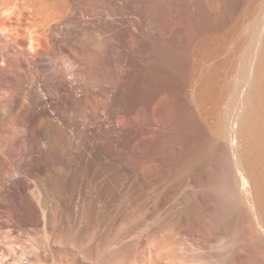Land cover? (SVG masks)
I'll use <instances>...</instances> for the list:
<instances>
[{
  "label": "bare ground",
  "instance_id": "obj_1",
  "mask_svg": "<svg viewBox=\"0 0 264 264\" xmlns=\"http://www.w3.org/2000/svg\"><path fill=\"white\" fill-rule=\"evenodd\" d=\"M222 1L224 0H199V4L204 10L203 13L208 15L210 11L219 10ZM145 3L146 0H0V264L76 263V258L73 262L65 260L64 255L68 253L67 248L56 244L59 243L60 238L63 239L64 233L62 234V227H58L59 224L56 225L54 222L60 223L61 221L57 215V210L60 207L69 212L74 228L80 222L81 212L78 197L84 165L94 168L95 191L93 193L97 195L95 197L98 200L95 199L98 203L97 208L101 209L105 206L108 211L106 215L110 216L109 214L116 213L113 215L117 216L116 211L118 210H113L117 205L119 209L127 210L132 214H126L128 218L132 217L131 220L123 219L125 226L123 223L121 224L124 226V230L120 238L117 236L119 239L114 238V240L109 237L107 243L104 241L105 237L109 236L106 234L111 233L114 223H110L112 226L108 233L104 231L105 227L101 228L106 236L103 232V241L102 235H98V238L102 244L105 243V246L103 245L104 248H102L104 252L99 250L103 253L96 257L100 258L95 260V264H192L191 261H188L192 255L190 248L187 247V241L181 243L178 237L179 228H181L179 221L184 219L190 223L191 220H194L189 219L191 212L189 215V212L185 211L187 208L185 209L184 205L186 202L189 203V200L194 202L196 200V198L193 200L194 196H198L197 198H201L198 200H202L204 187L212 188L215 192L221 190V187H225V190L222 189L225 197H222L223 195L214 196L216 201L213 206L215 208L211 206L214 209V214L213 210L208 209L212 212L210 214L214 215V217H210H213L212 219L208 217L210 220L204 216L206 209L204 208L203 213L200 209L202 202L199 207H195L199 208L202 214L196 215L195 212H192L193 215H196L194 218L197 223H195L196 227H192L191 224L195 220L191 221V226L185 228L184 233L187 240L195 242L194 247L197 244L199 249L206 247L203 249L206 251L209 245L210 248L212 246L225 247L229 243L232 245L229 240L231 223L238 214H240L239 219L241 220V213H244L247 223L243 235L252 249L250 251L255 260H250L247 256L245 257L248 259L245 260L243 256L238 258L235 254H231L236 258L233 263L264 264V180L261 176L264 171L260 173L259 170L262 163L261 157L264 156H261L263 153L261 148L264 150V113L263 110L260 112L261 104L259 102L258 108L255 106L258 102L253 104V93L250 91L245 93L243 98L241 96L247 106L246 108L244 106L245 109H242L241 113H238L239 115L232 116L230 126L222 129L224 132L219 129L221 137H223V140H220L222 138L218 139L219 136H214L216 135L212 117V112H214L212 105L214 104L210 101L213 99L209 100L208 97V95L210 96L208 91L214 88L213 84H207L211 87L210 90H207L201 87L202 84L198 81L201 88L197 92L199 89V84L196 85L197 81H194L196 88L192 85L194 82H188L192 85L193 90L189 92L188 88V92L184 94L186 100H189L185 104L190 106L192 114H189L194 116L191 118L197 117L204 123V126H200V128L203 127L207 133V135L204 133L206 137L202 134L203 136L199 138H204L200 140L202 142L198 141V143L194 142L198 139L191 140L192 143H195L190 147L192 152H190L191 150L187 151L190 148H186L185 152L192 154L189 158L184 153L185 159L186 155L188 159L181 163L176 159L182 154L184 142L178 141V137L174 138L176 135L171 137L177 141L169 139V141L162 140L165 142L158 143L157 137H155L156 142L152 141L151 135L155 126L159 125L160 118L155 119L150 113L158 108V106L156 108L157 101L160 100L158 93L160 94L164 89L170 90L171 87L176 88V84L170 78L163 80L150 72H164L160 71V64L151 58V55L146 57V62L141 58L140 54L147 39L145 35ZM120 10L123 11L121 14ZM103 12L105 14L107 12L109 15L107 14L106 17L111 19H107L108 21L105 23L102 19L101 25L93 26L94 17L101 16ZM131 14L135 15L134 19L130 17ZM132 31H134L133 37L136 41L137 50H135L137 52L131 54L129 51L130 53L127 52L120 60L123 69L120 92L115 93L109 86L102 85L100 87L99 81H102L100 80L102 79L100 67H106V64L114 59L112 56L114 52L113 38L125 40ZM180 59L182 58H178V60ZM191 60L190 58L189 61ZM185 62L189 63L188 59ZM199 62L192 63L199 66L203 61ZM174 64L177 65V63ZM208 64L210 65V63ZM200 65L204 66L203 63ZM185 66H182V71ZM202 67L201 69H205V66ZM107 69L109 70L108 67ZM107 69L106 74L108 73ZM198 69L200 68L198 67ZM197 72L199 73L198 70ZM172 73L174 74V71ZM192 75H194L193 72ZM195 75L194 77H196ZM104 77L106 78V75ZM194 77L192 76V78ZM206 79L208 78L206 77ZM97 85L98 88H101L100 91L96 90ZM156 95H158V99ZM168 96H170V92ZM154 98L157 100H152ZM163 98L161 105L162 101L168 99V97L164 100ZM152 101H156V104L155 102L153 104L155 109L148 111ZM214 102L216 104L215 100ZM116 106L125 110L128 124L122 128H116L114 131L105 128L103 129L105 131L102 130L103 136L107 138L105 147H103L108 151V157L104 158L100 149H95L96 143L93 144L99 140L100 136L97 135L99 130L96 128L97 112L99 109H103L110 113ZM164 107L161 108L162 112H164ZM159 108L157 111L159 113H156L162 115ZM83 109H86L84 114L82 113ZM173 111L175 114V109ZM145 112L152 116L150 121H144L148 118V116L145 117ZM153 112L152 114L155 115ZM189 114L187 113L188 116ZM137 115L144 116L139 119V117L136 118ZM143 117L146 119L142 120ZM172 118L170 117V119ZM170 121L171 124L175 123L174 119L173 122ZM189 122L191 121L189 120ZM192 122L190 124L194 125ZM182 123L180 122V127H182ZM196 124L195 126L199 125L198 122ZM245 127L256 128L257 131H254L257 135L254 134V136L258 137V141L256 138L257 148L253 147L255 138L252 137V134H249V137L247 136V139L244 140L241 130ZM190 128L192 127L190 126ZM197 129L199 128L197 127ZM191 130L193 132V129ZM251 131L253 132V130ZM184 135L183 140L186 139V134ZM212 136L217 138L216 142L219 140L216 145L214 143V146L211 145ZM148 138L153 143L149 142ZM257 143L255 142V144ZM92 144L93 147H91ZM258 146H260V150ZM147 150L149 151L147 152ZM179 158L178 160H183V158ZM37 170H43L42 174L35 175ZM220 190L219 192H222ZM105 191L109 193L108 201L103 199ZM205 195L203 200L206 199ZM212 198H209V200L211 199L209 204L212 203ZM205 204L203 203L204 206ZM125 212H123V218L126 216ZM119 213L121 214L120 211ZM97 215L102 221L101 215ZM109 218L108 221L112 222ZM115 219H112L113 222ZM245 220L243 219V221ZM183 221L182 225H184ZM240 226H242V222ZM101 227L103 226L101 225ZM153 229L159 233V239H156V241L158 240L157 246H151L150 251H145L144 255L140 254L143 247L140 251L134 249L136 253H133V247L138 245L142 237L148 235L147 231L152 230L150 232L152 233ZM100 231L99 233H101ZM241 231L240 234H242ZM154 233L156 235V232L152 234ZM237 234L240 237L238 232ZM112 237L114 236L112 235ZM152 241L154 240L152 239ZM144 242L146 241L144 240ZM138 247L140 246L138 245ZM232 247L234 246L232 245ZM230 248L229 250L233 253V249ZM195 249L192 250L195 251ZM214 249L211 250L217 251L216 248ZM235 249L238 250V248ZM219 250L218 252L221 251ZM229 250L227 249V251ZM231 252L229 251V253ZM214 254L212 255L214 256ZM225 255L224 257H226ZM250 257L252 258V256ZM226 259L228 257L224 261Z\"/></svg>",
  "mask_w": 264,
  "mask_h": 264
},
{
  "label": "rangeland",
  "instance_id": "obj_2",
  "mask_svg": "<svg viewBox=\"0 0 264 264\" xmlns=\"http://www.w3.org/2000/svg\"><path fill=\"white\" fill-rule=\"evenodd\" d=\"M224 1H222L221 7H220L219 10L210 11V13L208 15H205V13H203L204 10L202 9V7L199 4V0H146V3H145V9H146L145 35L147 36V39H146V45L142 49L141 54H140L141 58H142V60L144 62H146V57L151 55V58H153L158 64H160L159 65V66H161V68H160L161 70L160 71H164V72H158V71L157 72L156 71H153V72L150 71V72L153 73V75L158 76L160 79H163V80L165 78L166 79L170 78V79H172V82H175V84H176V88L175 87H171L172 88L171 89L169 87L170 90L169 89H164V91L160 92V94L158 93L160 100H159V102L157 101L158 105H156V108L158 106V108L160 107L159 109H161V108H163L166 105L167 108L165 106L164 107L165 109H163V111L165 113L162 112V109H161L160 113L161 114L163 113V114L162 115L157 114V113H159V112H157L159 110L157 108L156 111H155L154 110L155 109V107H154L155 105H153L154 102L156 104V101H154V102L152 101L150 106H149L150 108H148L149 109L148 111L154 110V112L153 111L152 112L155 113V115H154L151 112L150 115H153V117H155V119L156 118H160V120L158 119L159 120V125H156L157 128L155 126L153 134L151 135V140L154 141L156 139L155 137H157L156 140H158V143L160 141H161L160 143H163L165 141H169V139L177 141L176 137H178V141L184 142V149L181 152L182 153L180 155L181 157L178 156V158L179 157L181 159L183 158V160H178V158L176 159V161H178V162L180 161V163L183 162V161H186V159H188V157L190 158V155L192 154V153L190 154V152H192L190 147H192V144L198 143V141L202 142L200 140H202V138L206 137V135H207V133L203 130V127L200 128V126H204V123H202V121L198 120L199 118H197V117L192 119L194 116H191L189 114V113L192 114V111L189 109L190 106H188L189 104L188 105L185 104V102H189V100L188 101L186 100L187 98H186V95H184V94H186V92H188V88H189V92H191V90H193L192 89L193 87L196 88V86H195V82L196 81H197L196 85L199 84L198 85L199 89L197 88L198 89L197 92L200 91L201 87H204L207 90H210L211 87L208 86V85H212L213 84L212 86L214 88L212 87L213 89L208 91L211 97L209 95H208V97H209V100L213 99V100H210V101H212V104H214V105H212V108H213V110L215 112V113L212 112V117H213V122H214L213 129H215V131H216V135H214V136H217V137L219 136L218 139L222 138L220 140H223V137H221V132L220 131L224 132L223 130L225 129V127L230 126V123L232 122V118L234 116L239 115L238 113L239 112L241 113L242 109L244 110L246 108L247 104H245L243 102L244 100L242 98L245 95V93H247L248 91L253 93V97H252L253 104L255 105V102H256V104L258 102V104L255 105L257 108L261 104L259 106V109L262 107L260 109V112L263 110V113H264V107H263L264 106V96H263V94H264V86H263L264 85V0H226L225 2ZM122 12L123 11H121V10L119 11L120 14ZM103 13L101 14V16L98 15L99 17L98 16L94 17L93 26L97 27V25L98 24L101 25L103 21H104L103 23H105V21L107 22L109 19H111V18L106 17V16L109 15L107 12H106V14L105 13L103 14ZM102 15H104V16H102ZM205 16H207V17H205ZM130 17L132 19H134L135 15L131 14ZM96 19L98 21H95ZM102 19H103V21H102ZM133 35H134V31H132L131 35L127 36V38L125 40L117 39L115 37L113 38V51L114 52H113L112 56L114 57V59L111 56V59H113V60H111V62L109 64H106L107 65L106 67L105 66H103L102 68L100 67V69H102L100 71V75L102 77V79H100L102 81L101 82L99 81V83L101 85L100 87H102V85H105V86L111 87V89L115 93L120 92V82H121V79L123 77V75L121 74V71L123 69H122V65L120 64V60L126 55L127 52L128 53L131 52V54L137 52L136 51L137 50L136 41H135ZM189 56H191V57H189ZM178 58H182V59L178 60ZM190 58L192 59L191 61H189ZM175 59H177V60H175ZM187 59H188L189 63L185 62V61H187ZM198 60L199 61L201 60L203 62L200 61L201 62L200 63ZM181 62H182V64H180ZM192 62H196V63L199 62L200 64L203 63V65L205 66V69H201L202 65H200V64H199V66L198 65H193L195 63H192ZM174 63H177V65L174 64ZM208 63H210V65ZM184 64L186 66L190 64L188 66L189 68L186 67ZM175 65H176V67H175ZM179 65L185 66L183 68V71H182V66L180 67ZM207 65H209V66H207ZM109 66H111V67H109ZM197 66L200 69H198ZM204 66L202 68H204ZM107 67L109 68V70L107 69ZM195 68L199 71L200 75H199V73L197 72V70ZM106 69H107V72H108L107 74L105 73ZM175 69L177 70V72H176ZM194 69H195V71H193ZM172 70L174 71V74L172 73L173 72ZM102 71H104L103 74H102ZM192 72H193L194 75L196 74L195 76L197 78L194 77V75H192ZM196 72L198 73L200 78L198 77ZM122 73H123V71H122ZM179 73H181V74H179ZM104 75H106L107 79L104 77ZM165 75L166 76L168 75L169 77H166ZM192 76L194 78H192ZM203 76H204V78H203ZM206 77L208 79H206ZM190 79H192V80H190ZM203 79H205V80H203ZM103 80H104V82H106L108 80L109 81L104 83ZM167 80H169V79H167ZM203 81L206 84H203L204 83ZM188 82L189 83L190 82L191 83L194 82L192 84L193 87ZM251 83H252L253 86L251 85ZM200 85H201V87H200ZM247 88H248V90H247ZM97 89H98V91H100L101 88H98V85H97L96 86V90ZM183 89H184V92H183ZM167 90L170 92V96H168L169 92ZM212 91H214V92H212ZM165 93H166V96H165ZM213 94H214V96H212ZM158 95H156L157 99H158ZM161 95L163 97L164 96L165 97L163 98ZM216 96H217V98H216ZM241 96H242V98H241ZM260 96H262V97H260ZM166 97H168V99L164 100V99H166ZM162 98L164 100V102L162 101V105L163 106L161 105ZM155 99L156 98H154L152 100H155ZM259 99L260 100L262 99V100L260 101ZM214 100L216 101V104H215ZM217 101L219 102V105H218ZM165 102H167V104H165ZM169 102H170V104H169ZM177 102H178V104H177ZM179 102H180V105H179ZM259 102H260V104H259ZM182 104L185 105V106L187 105V106L186 107L185 106L182 107L183 106ZM177 106H181L180 107L181 110ZM214 106L216 107L217 110L215 109ZM217 106H219V107H217ZM244 106H245V108H244ZM176 107L178 108V111H176L177 110ZM174 109H175V114H174V111H173ZM185 110H186V112H185ZM179 111L181 112V114H180ZM189 111H191V112H189ZM85 112H86V109L85 110L83 109L82 113L84 114ZM147 112H145V115H146L145 117L147 118V116H148L149 119L148 118L146 119L145 117L142 118V120L145 118L146 120H144V121H146V122H147V120L150 121V118L152 117V116H149V113L146 114ZM187 113L189 114L190 117L187 115ZM169 114L170 115L172 114L173 118H172V115L170 116ZM182 114H186V115L185 116H181ZM234 114H236V115H234ZM157 115L159 117H156ZM142 116H144V115H142ZM138 117H139V119L141 118L140 116L137 115L136 118H138ZM170 117L172 119H170ZM127 118L128 117H127V114H126L125 110L122 107H120V106H116L110 113L106 112L103 109H99L98 110L96 128H97V130H99L98 131L99 134L97 133V135L98 136L100 135V136L98 137L99 140H97L93 144L95 145V143H96V145H95L96 148L95 147L94 148L96 150L100 149V151L102 153V156L104 158L108 157V151H106L105 148H104L107 138H106V136H103L104 133L102 132V130L105 128L107 130H109V129L112 130L113 129V131H114V130H116V128L117 129L118 128H122V127H124V126H126L128 124V119ZM166 118H167V120H165ZM216 118H217V120H216ZM173 119H174L175 123L171 124L170 120H172V122H173ZM181 119H182V121H181ZM196 119H197V121H196ZM189 120L191 122H192V120H195V121H193L194 125L190 124L191 122H189ZM183 121H185V122H183ZM180 122L181 123L183 122L181 124L182 127H180ZM197 122H198L199 125L195 126V124ZM165 123H166V125H165ZM219 123H220V125H219ZM228 123H229V125H228ZM178 124H179V126H178ZM215 124L217 125V127H216ZM176 125L179 127V131H183V132L180 133L178 131V127ZM214 125H215V127H214ZM190 126L192 128H190ZM106 127H108V128H106ZM163 127H164V129L166 128V130H164ZM187 127L190 130L193 129V132H196L197 134L193 133L192 130L190 131ZM197 127L199 129H197ZM187 129H188V132L190 131L189 133L192 132L193 134L191 133L190 135H188L189 133L186 131ZM195 129H197L198 132H197V130L194 131ZM219 129H220V131H219ZM162 130H163V132H162ZM251 130H253L254 133ZM254 130L257 131L256 128L253 129V128H250V127L249 128L245 127L241 131L243 132L242 135L244 134L243 135L244 140L247 139V136L249 137V134L250 135L252 134V137L255 138V139H253L254 145L256 146L255 147L253 145V147L255 149V148H257V145H258V143H257L258 137L254 136V134H255ZM103 131H105V130H103ZM175 131H177V132H175ZM215 131H214V133H215ZM217 131H219L220 133L217 132ZM157 132H158V134H157ZM178 132H179V134H178ZM166 133H167L168 137H167ZM168 133L171 134V135H169ZM172 133H174V134H172ZM204 133H206V135ZM184 134H186V139L185 140H183V138L185 137ZM202 134H204V137H201V139H200L199 137L203 136ZM163 135H164V137H163ZM173 135L174 136L176 135V136L174 137ZM255 135H257V133ZM171 136H173L176 139H174ZM214 136H212V138H211L212 139L211 140V145L212 146H214V143L216 145V143L219 142V140H217V142H216L215 139H217V138L214 137ZM222 136H223V133H222ZM158 137H160V138H158ZM188 137L190 138V140H189ZM193 137H194V139H193ZM256 138H257V141H256ZM195 139H198V140L194 141ZM151 140H150V138H148L149 142H152ZM156 140L154 142H156ZM162 140H165V141L162 142ZM191 140H193L195 143H192L193 141H191ZM203 140H205V139H203ZM255 142L257 144H255ZM93 144H92L91 147L94 146ZM259 147L260 146H258V148ZM186 148L187 149L190 148V149L187 150ZM185 149L187 151L191 150L189 152V154H188V152H185L186 151ZM263 149H264V146H263ZM259 150H260V148H259ZM148 151L149 150H147V152ZM255 151H258V150H255ZM262 151H263V153H261V156L264 155V150H262V148H261V152ZM184 153L188 155V157L186 155V159H185V154ZM261 160H262L263 164L262 163L260 164V166H261L260 167L261 169H259L260 173H262L264 171V168H263L264 167V156L261 157ZM82 169H83L82 170L83 172L81 171L82 172L81 173V179H80L81 186H80V192H79V197H78V205H79V210L81 212V220L77 224V227L74 228L73 223H71V221H70L69 212L66 209L60 207L57 210L58 211L57 215L61 219V221H60V223H55L54 222V224H56V225L59 224L58 227H60V228L62 227L61 228L62 234L63 233L64 234L63 235L61 234L63 239L60 238L59 239L60 241H58L59 243H56V244H60V246L65 247V249L67 248V250H68L67 254H69V255H67V254L64 255L65 260H70V262H73V261H75L74 259L76 258V261H75L76 263L75 264H95L97 259L100 258V257L99 258H96V257H98L99 254L101 255L104 252V250L102 248H104L103 245L105 243H107V241H108L107 239L109 237H111V239H114V238L115 239H119L121 234L123 233L124 226H125V224H124L125 222H124L123 219L131 220L132 217L130 216L131 218H128L127 216L129 214H131V213L130 212L128 213L127 210H125L126 211L125 212V211H123L124 209H119V207L117 205H115L116 207L113 208L114 211H115V209L118 210V211H116L118 213L117 216L113 215V214H116V213L112 214L114 216V218H112L113 216L111 214H109L110 216H108V214L106 215V213L108 211H107V208L105 206L104 207L102 206L103 208H101V209H99V207L97 208L98 203L96 201H98V200L95 198L97 195H95V193H93V191H95V189H94V170H93L94 168L92 166L87 167V166L84 165V167ZM42 171L43 170H37L35 172V175L37 174V176H39L40 174H42ZM261 176L263 177L262 179L264 180V174H261ZM263 180H262V182H263ZM204 188H205V191L207 192L206 193L205 191H202V192H204V194L202 193L203 194V198H204V195L206 194L205 195L206 199H204V200H206L205 202H203L204 201L203 198H202V200H203L202 201V200H198V199H201V198H197L198 196L197 197L194 196L193 200H195V198H196L198 203L196 202V200L194 202L192 201L193 203L191 202V200H189L190 204L188 202H186L185 205H184V208L188 209V210L186 209L185 211L186 212L188 211L189 215H190V212H191V216H190L191 218L189 217L190 220L191 219L195 220L194 216L196 217L197 214H202L205 209H206L204 211L205 215L204 214L203 215L206 218H208V217L210 218L211 216L214 217V215H213L214 214V209L212 208V207L215 206V201H216V199H214L215 198L214 196L218 197V196H222L223 195L222 197H225V193H223V191L225 190V187H223L224 190H222L223 188L221 187V190L220 189L219 190L222 191V192H219V190H217L216 191L217 193L214 190H212V188H209V187H204ZM210 189H211V192H210ZM104 194L105 195H104L103 199L108 201L109 200V193L107 191H105ZM207 194H211L209 196L213 197L212 198L213 201H212L211 204H209V202H211V199L209 200L210 197ZM92 197H94V198H92ZM95 199H96V201H95ZM201 202H202L201 206H204L203 203L204 204L206 202L207 203L205 204L204 207H201L200 206ZM93 204H95V205H93ZM206 205H207V207H206ZM227 205H228V203H227ZM199 206H200V209L202 210V213L200 212L199 208L198 209L195 208V207H199ZM191 208L195 209V210H192ZM208 209L209 210H213L212 211L213 214H210L211 211H209ZM230 209H231V207H230ZM114 211H112V212H114ZM119 211L121 212V214L119 213ZM123 212H125V215L128 214V215L125 216V218H123L124 217ZM192 212H195L196 215L195 214L193 215ZM208 213H209L210 216L208 215ZM97 214L101 215V220L102 221L99 220L100 217H98L99 215H97ZM103 214H104V216H103ZM105 216H106L107 220H106ZM118 217H120V218H118ZM108 218L111 219L112 222H109L110 220L108 221ZM212 218H210V219H212ZM236 218H237V221H236ZM239 218H240V214L236 215V217L233 218L234 221H232V223H231L232 226H230L231 227L230 228L231 231L229 230L230 234H231L230 235L231 237L229 236L230 237L229 240H231V244L234 247H232V245H230V243L229 244L227 243L229 240L226 242V244H228V245H226L225 247H220V246L218 247V246H212L211 245L212 247L216 248L217 251H213L215 249L212 248V247L210 248V245H209V248H207V251L203 250L206 247L205 248H201L202 250L199 249L200 247L197 246V244H196V247H194L195 246V244H194L195 242H193V241L189 242L187 240V237H186L185 233H184L185 228L189 227V225L191 224V221H194V220L190 221L188 219L190 221V223H187L186 220L181 219L179 221V224H180L179 227H181V228H179L180 234H179L178 237H179L181 243H185L187 241L186 242V244L188 245L187 247H188V249L190 248L189 250H191L190 254L192 255V257L189 255L191 257V259H188V261L189 262L191 261L192 264H198V263L199 264H201V263L202 264H234L235 261H236V258L234 256H232L233 254H235V256L238 257V258H240V257L242 258V256H243V259H245V260H247L248 258H250V260H252V259L255 260V258L253 256V253H251V251H250L252 249L249 247L247 240H245V238H244L245 235H243L244 234L243 232L245 231L244 229H246V225L245 224L247 223V219L245 217V214L241 213V220L242 221ZM112 219H115L114 222H113ZM243 219L244 220L246 219V220L243 221ZM103 220H105L106 222L103 221ZM183 220L185 221V223H184ZM99 221H100V224L103 222L101 224L103 227H101V225L99 224ZM182 221H183L184 225H182ZM241 222H242V226H240ZM110 223H112V224L114 223L111 231H110V228H111L110 226H112V225ZM122 223H123L124 226H121ZM195 223H197L196 220H195V222H193L191 224L192 227H196ZM233 223L234 224L236 223L237 225L236 224L234 225ZM60 224H62V225H60ZM193 225H195V226H193ZM242 227H243V229H242ZM72 228H74V229H72ZM101 228H104V231L106 233H108V231H110L111 233L106 234L103 231V229H101ZM97 229H99V230H97ZM155 229H153L154 230L153 232H156V235H155V233L152 234L153 232L150 233L152 230L150 232L147 231L146 234H148V235L145 236V237H142L140 242L138 243V245L140 247H138V245H137V246L133 247V250L135 249V250H139L140 251L141 248L143 247L142 248L143 250L140 251V254L144 255L146 253L145 251H150L151 246L152 247H156L157 244H158V240L156 241V239H159V236H158L159 233L157 231H155ZM236 229H238L239 231L236 230ZM241 229H242V231H241ZM99 231L101 233H99ZM240 231L242 232V234H240ZM69 232H70V236H69ZM103 232H104V235L105 234L109 235V236L105 235L107 237V238L105 237V239H104V235H102ZM231 232H233L234 234L231 233ZM237 232L240 234V237L237 234ZM119 233H120V235H118ZM72 235H73V237H72ZM98 235H102V237H103L102 241L104 239L105 243L103 242V244H102V241L100 242V240L98 238L99 237ZM112 235L114 237H112ZM156 236H157V238H156ZM151 238L154 241H152ZM64 239H66V240H64ZM184 239H186V240H184ZM232 239H234V240H232ZM237 239H238V241H237ZM144 240L146 242H144ZM183 241H185V242H183ZM151 242H153V243H151ZM188 242L190 243L191 246L189 245ZM141 243L144 244V245H142ZM145 243L147 245L146 248H145V246H146ZM245 243H246V245H245ZM237 245H239V246H237ZM240 246H242V247L244 246V247L241 248ZM230 247H232V248H230ZM219 248H220L221 251L219 250ZM229 248L233 249L232 250L233 253L231 252V250H229ZM235 248H238V250L236 251ZM192 249L193 250L195 249V251H193ZM211 249H213V250H211ZM227 249L231 253H229V251H227ZM242 249H243V251H242ZM99 250H101L103 252L101 253V251H99ZM135 250H134L133 253H136ZM218 250L220 252H218ZM202 251H205V252H202ZM212 251H213V253H212ZM239 251H240L241 255H240V253H238L239 256H237L238 255L237 252H239ZM196 252H197L198 255L196 254ZM214 252H215V254H214ZM71 253H72V256H71ZM199 253H200V255H199ZM201 253H202V255H201ZM208 253H210V254H208ZM212 254H214L215 257ZM224 254H226L225 256L228 257V259H226V261H224L225 258H226V257H224ZM207 255H210L211 257L207 256ZM73 256H74V258H73ZM189 256H188V258H190ZM245 256H247L248 258L245 257ZM250 256H252V258ZM231 259H232V261H231ZM227 260H229V261H227ZM236 264H238V263H236Z\"/></svg>",
  "mask_w": 264,
  "mask_h": 264
}]
</instances>
